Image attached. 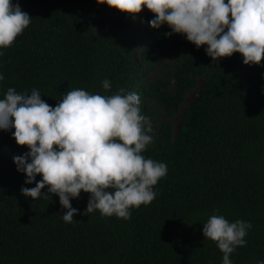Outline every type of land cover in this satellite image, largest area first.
<instances>
[{
    "label": "trees",
    "instance_id": "obj_1",
    "mask_svg": "<svg viewBox=\"0 0 264 264\" xmlns=\"http://www.w3.org/2000/svg\"><path fill=\"white\" fill-rule=\"evenodd\" d=\"M17 2L31 21L0 49V98L8 87L37 88L50 105L72 88L137 92L153 137L142 154L168 170L153 201L131 208L129 219L82 214L90 194L81 190L70 200L81 211L66 222L58 195L21 193L35 182L25 184L12 156L28 147L16 143L14 128L0 130V264H221L222 251L202 232L213 214L252 224L233 264L264 259V56L259 64H244L239 52L213 60L207 45L166 35V23L150 26L146 6L133 18L103 0ZM168 60L171 74L150 79ZM191 92L177 128L158 121L173 118Z\"/></svg>",
    "mask_w": 264,
    "mask_h": 264
},
{
    "label": "clouds",
    "instance_id": "obj_2",
    "mask_svg": "<svg viewBox=\"0 0 264 264\" xmlns=\"http://www.w3.org/2000/svg\"><path fill=\"white\" fill-rule=\"evenodd\" d=\"M101 2V0H99ZM133 15L146 6L155 15L149 25L167 24L166 35L180 33L197 47L207 45L212 59L242 54L244 64H259L264 56V0H103ZM31 16L12 0H0V49L9 46L30 24ZM0 55L3 52L0 51ZM4 79L0 73V80ZM104 89L111 81H102ZM30 93L8 87L0 98V130L12 131L28 150L12 156L16 169L25 174L21 193L38 198L56 194L66 209V222L74 220L71 198L81 190L89 193L82 214L99 210L101 215L129 219L131 208L156 197L153 186L166 175L167 164L142 153L153 141L150 118L140 109V95L120 88L110 95L72 88L55 105ZM37 174L41 178L37 179ZM47 186V191L41 190ZM51 199V195H50ZM250 221H229L210 215L203 223L205 238L216 241L223 253L221 264H233L230 254L247 243ZM256 264H264L258 259Z\"/></svg>",
    "mask_w": 264,
    "mask_h": 264
},
{
    "label": "rangeland",
    "instance_id": "obj_3",
    "mask_svg": "<svg viewBox=\"0 0 264 264\" xmlns=\"http://www.w3.org/2000/svg\"><path fill=\"white\" fill-rule=\"evenodd\" d=\"M175 64H176L175 62L168 60V64L162 65L161 67L154 69L149 74V78L154 80V79H157L158 77L164 75L165 73L171 74V72L174 69ZM194 95H195V92L189 93L188 100H187L186 104L184 105V107L181 110H179L176 113V115L173 118H168L167 116H162V117L158 118V121H160L162 123H164V122L171 123L175 128H177V126L179 125L180 117H181L183 110L188 106V104L190 103V101L192 100ZM153 126H154V128H157V124L154 123Z\"/></svg>",
    "mask_w": 264,
    "mask_h": 264
}]
</instances>
